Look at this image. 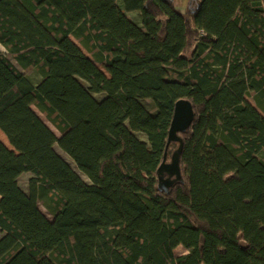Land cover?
<instances>
[{
    "label": "trees",
    "instance_id": "16d2710c",
    "mask_svg": "<svg viewBox=\"0 0 264 264\" xmlns=\"http://www.w3.org/2000/svg\"><path fill=\"white\" fill-rule=\"evenodd\" d=\"M116 3L0 0V43L41 75L0 51V264H264V0H123L142 34ZM180 100L195 120L166 194Z\"/></svg>",
    "mask_w": 264,
    "mask_h": 264
},
{
    "label": "rangeland",
    "instance_id": "374dc122",
    "mask_svg": "<svg viewBox=\"0 0 264 264\" xmlns=\"http://www.w3.org/2000/svg\"><path fill=\"white\" fill-rule=\"evenodd\" d=\"M115 10L116 11H119L120 8H119V5H116L115 6ZM127 21L129 22V24L132 26V28L138 33V34H142V28H141V20H140V17L137 13H133L130 15L129 19H127ZM73 41L75 43H77L82 49L83 51L85 52V54L87 56H89L90 58H92V56L81 46V44L74 38H72ZM0 51L6 55V57L34 84L36 85L40 79H41V75L39 73V71L36 69V68H29V69H23L18 63L17 61L15 60V58L9 53V51L7 50V48H5L1 43H0ZM101 69H102V66H99ZM96 98L98 99H101L102 96L100 95H97L95 96ZM247 99L253 103V105H256L255 103V98L253 95H249L247 97ZM145 105L148 107V109L151 111V112H154L155 111V108L154 106L146 101L144 102ZM33 111L41 118V120L49 127L51 128V130L57 135V136H60V133L55 129V127H53V125L39 112V110L36 108V107H33L32 108ZM261 113L264 115V111L263 110H260ZM145 140L147 141V138L144 136ZM0 140L8 147V148H11L6 136L3 134V132L0 130ZM56 149L59 151V148L56 147ZM201 155L202 156H205L206 159H207V162H206V166H205V170L211 175H215L216 174V167H215V154L214 152L212 151H209V150H203L201 152ZM63 156H65V159L76 169V166L74 164L73 161H71V159L63 154ZM170 157L171 155L169 156V160L168 162H170ZM259 157L264 161V151H262L259 155ZM29 176L30 175H24L20 180V186L25 190V191H28V186H27V183H28V179H29ZM81 177L85 180V182L89 183V181L87 180V178L85 176H82ZM39 208L40 210L50 219V220H53V217L52 215L48 212V210L44 207V205L39 202ZM3 236L2 232L0 231V238ZM175 254L176 256H181V255H185L187 254V251L182 247H178L176 250H175ZM55 261V260H54ZM56 264H58L56 262Z\"/></svg>",
    "mask_w": 264,
    "mask_h": 264
},
{
    "label": "water",
    "instance_id": "95a60500",
    "mask_svg": "<svg viewBox=\"0 0 264 264\" xmlns=\"http://www.w3.org/2000/svg\"><path fill=\"white\" fill-rule=\"evenodd\" d=\"M194 120L195 111L192 103L188 100L177 102L169 131L167 148L171 143H177L178 148L171 155L170 162H167L168 153L166 150L164 161L158 169V190L161 192L168 194L176 183L184 181L180 167V156L184 141L180 134L187 132Z\"/></svg>",
    "mask_w": 264,
    "mask_h": 264
},
{
    "label": "crops",
    "instance_id": "0c3cea01",
    "mask_svg": "<svg viewBox=\"0 0 264 264\" xmlns=\"http://www.w3.org/2000/svg\"><path fill=\"white\" fill-rule=\"evenodd\" d=\"M174 2H175V6H176V8L180 11V12H182V13H185L186 11H187V9H188V6H189V0H174ZM123 3V0H117V3H116V5H119V8H120V10H119V12H121L122 14H123V16H124V18H125V20H127V19H129V17H130V15L131 14H133V13H125L124 11H123V8H122V4ZM115 5V6H116ZM142 140H143V138H142ZM57 150V149H56ZM57 152L63 157V158H65V156H63V154H64V152L63 151H61L60 149H59V151L57 150ZM72 161V160H71ZM24 175H26V174H24ZM23 175V176H24ZM27 175H29V174H27ZM212 175V174H211ZM22 176V177H23ZM21 177V178H22ZM30 177L31 176H29V179H30ZM20 178V179H21ZM28 179V180H29ZM27 186H28V184H27ZM23 189V188H22ZM24 190V189H23Z\"/></svg>",
    "mask_w": 264,
    "mask_h": 264
}]
</instances>
